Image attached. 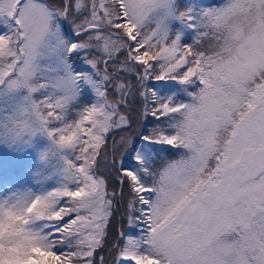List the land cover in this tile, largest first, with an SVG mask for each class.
Wrapping results in <instances>:
<instances>
[{
    "label": "snow or ice",
    "instance_id": "6c2138e0",
    "mask_svg": "<svg viewBox=\"0 0 264 264\" xmlns=\"http://www.w3.org/2000/svg\"><path fill=\"white\" fill-rule=\"evenodd\" d=\"M6 159L0 264H264V0H0Z\"/></svg>",
    "mask_w": 264,
    "mask_h": 264
},
{
    "label": "rangeland",
    "instance_id": "374dc122",
    "mask_svg": "<svg viewBox=\"0 0 264 264\" xmlns=\"http://www.w3.org/2000/svg\"><path fill=\"white\" fill-rule=\"evenodd\" d=\"M31 163V161H27L25 166H31ZM16 169L17 165L10 160L6 159L0 163V198L10 194L12 191H22L26 188H32L33 190H36L38 187L34 184L32 178L29 175H27L25 172H20L17 174ZM51 184L52 182L49 181L46 183L45 187H49Z\"/></svg>",
    "mask_w": 264,
    "mask_h": 264
},
{
    "label": "trees",
    "instance_id": "16d2710c",
    "mask_svg": "<svg viewBox=\"0 0 264 264\" xmlns=\"http://www.w3.org/2000/svg\"><path fill=\"white\" fill-rule=\"evenodd\" d=\"M206 2H207V0H206ZM222 2H224V0H215V3L217 4V5H219V4H221ZM183 98V97H182ZM152 125H150V124H145L144 125V130L145 131H147L150 127H151ZM111 141V137L109 138V142ZM165 155H168V154H165ZM106 254V253H105Z\"/></svg>",
    "mask_w": 264,
    "mask_h": 264
}]
</instances>
